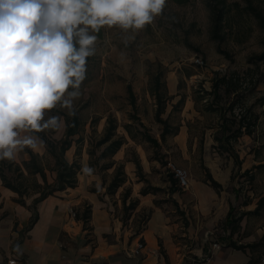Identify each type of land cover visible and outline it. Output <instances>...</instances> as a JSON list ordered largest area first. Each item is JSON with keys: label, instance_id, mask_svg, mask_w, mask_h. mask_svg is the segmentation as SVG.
<instances>
[{"label": "rangeland", "instance_id": "1", "mask_svg": "<svg viewBox=\"0 0 264 264\" xmlns=\"http://www.w3.org/2000/svg\"><path fill=\"white\" fill-rule=\"evenodd\" d=\"M215 14H220L217 21ZM87 32L95 35L91 28ZM96 37L90 46L93 55L86 59L85 79L76 89L80 96L72 103L79 131L70 137L74 150L71 162L81 167L86 160L101 176L105 190L120 167L125 181L113 194V203L120 200L122 209L126 189L130 191L126 205L135 199L131 197L135 183L159 188L151 192L155 200L167 202L168 211L174 212L173 218L184 235L177 239L185 243L184 250L197 249L202 240L207 245L217 242L226 246L233 241L248 245L245 249L251 253V260L259 262L264 257V0H166L163 12L143 29L105 26ZM78 40L74 35L73 43ZM156 77L165 104L160 116L169 129L164 139L151 92ZM221 77L231 80L230 89L224 92V86L216 87L215 96L211 92L213 84ZM64 98L69 99L67 93ZM219 108L228 118L225 122L229 131L235 127L233 117L246 116L254 122L251 133L232 140L229 149L214 139L221 124ZM51 116H60L63 122L40 133L46 140L57 142L58 147L66 138L73 115L58 103L45 112V120ZM186 116L191 119L188 132L174 135ZM108 118L114 122L116 136L123 139L119 148L125 152L123 162L116 161L114 155L99 158L106 144L99 146L97 141ZM146 135L156 138L159 145L147 141ZM24 136L33 137L37 146L14 150L11 165L9 160L0 163V172L14 184L22 182V200L32 206L45 185L39 174H29L25 169L28 151L37 156L36 162L50 184L56 177L52 170L55 161L40 136L30 130L20 132V138ZM128 160L135 165L130 178L124 166ZM135 162L148 167L138 170ZM107 164L111 167L104 169ZM179 168L185 170L188 186L181 187L177 182V202L168 194V175L173 173L176 178L174 172ZM208 173L220 184L218 189L206 181ZM35 181L41 189L32 184ZM131 213L132 219L124 217L123 221L133 236L149 210L136 208ZM226 218L231 219L230 224L225 223ZM190 258L198 262L203 257Z\"/></svg>", "mask_w": 264, "mask_h": 264}, {"label": "crops", "instance_id": "2", "mask_svg": "<svg viewBox=\"0 0 264 264\" xmlns=\"http://www.w3.org/2000/svg\"><path fill=\"white\" fill-rule=\"evenodd\" d=\"M190 120L186 116V121H181L177 136L188 132ZM73 153L72 147L66 151L68 162ZM124 153L123 148L119 149L113 157L123 162ZM124 166L130 178L135 165L128 160ZM141 166L148 167L144 162ZM86 168L89 166L85 160L75 187L56 191L36 204L38 218L30 228L32 210L15 202L17 194L0 180V264L12 258L17 264H183L186 260L189 264H260L251 260L247 249L235 250L224 244L212 248L204 240L197 249L184 250L185 243L177 239L184 235L173 218L174 212L168 211L167 202L155 205L153 193L140 194L141 183L134 184L131 197L138 199L137 209L146 208L151 213L142 231L132 236L124 224L120 200L113 203L114 195L106 192L101 176L95 171L86 172ZM171 197L179 201L177 195ZM87 206L90 217L84 227L70 210L81 214ZM140 238L144 249L131 255ZM190 255L202 256V261L195 262Z\"/></svg>", "mask_w": 264, "mask_h": 264}, {"label": "clouds", "instance_id": "3", "mask_svg": "<svg viewBox=\"0 0 264 264\" xmlns=\"http://www.w3.org/2000/svg\"><path fill=\"white\" fill-rule=\"evenodd\" d=\"M165 2L0 0V160L13 159L18 148L37 146L31 136L21 139L20 132L59 127L62 117L45 120V112L58 103L74 115L73 99L80 96L76 89L97 38L88 28L143 29L163 12Z\"/></svg>", "mask_w": 264, "mask_h": 264}, {"label": "trees", "instance_id": "4", "mask_svg": "<svg viewBox=\"0 0 264 264\" xmlns=\"http://www.w3.org/2000/svg\"><path fill=\"white\" fill-rule=\"evenodd\" d=\"M177 3H183L185 0H173ZM218 2H222L223 0H217ZM220 17V14H215V21H217ZM94 34L96 36H100L101 35V28L99 30V32H95L93 30ZM74 46L78 49L79 48V44L78 41L74 42ZM264 57V54L262 56V58ZM87 59V58H86ZM219 82L213 84V90L211 91L215 96L217 94L218 89L220 88V86H224V92H229L230 89V83L231 80L230 79H226L225 77H221L218 80ZM216 87L218 88L216 91ZM129 90V94L130 97H132V92L131 89ZM152 94L155 96L156 99V104H157V109H156V113H155V117L157 122L163 124V128L161 131V139H164L165 136L169 133V129H168V124L166 120H162L161 118V114L164 113L165 111V104H164V100H162V94L158 91V78L156 77V83L154 84V88L151 91ZM210 93V92H208ZM218 107V106H217ZM218 108H214V110L217 111ZM71 120H69L66 130H65V139H63L60 142V145L57 147V142H53L51 140H46V137L40 133V132H35V131H31L32 134H36L38 136H40L45 143L47 144V148L50 152V154L53 156L54 158V164L55 167L52 169L56 172V177L55 180L53 182V184L47 183V179L45 176V172L43 170V168L37 164L36 162V155L33 152H29L30 154V158L26 161H24V167L25 169L28 171L29 174H39L42 178V181L44 182L45 188H43L42 190L38 191L39 192V196L34 198L33 200V205L32 206H28V208H30L32 210V216L29 220V224H28V228H30L35 221L38 218V214L36 211V204L40 201H42L43 199H45L46 197H48L49 195H52L54 192L56 191H61L67 188H73L75 187L76 183H77V173L80 170V166L76 161H73L71 163H69L65 158H64V153L65 151L71 146V141H70V137L77 134L79 131V119L77 114H74L71 118ZM219 119L221 121V124L219 126V132L214 136L215 141L219 142V144L224 147V148H230V142L233 140H237L238 137H240L243 133L245 134H250L251 130H250V125H254V122H250V118H246V116H241L239 118L233 117V124H235L234 130L229 131V128H226V122L225 120H227V116L224 114V110L222 111V108H219ZM245 119H247V121H245ZM68 121V120H67ZM179 128L177 127L174 131V135H176L178 133ZM146 139L147 141H149L150 143H152L154 146H158L159 142L156 138L151 137L150 135H146ZM106 144V146L103 148V150L100 152L99 154V158L102 159L107 155H114L118 149L121 147V145L123 144V139L121 137L116 136L115 134V126H114V122L111 118H108L107 121V125L105 127L104 133L102 135V137L97 141V145L101 146ZM5 160L8 159H3L0 160V163H4ZM11 165L12 160H9ZM135 164L137 165V169L140 170L141 166L138 162H135ZM89 165L92 167V163H89ZM111 167V164H107L105 166H103L104 169H108ZM16 169H19L18 167ZM0 178L1 181L3 183V186L12 190L13 192H15L17 194V198H15V202L24 205L25 206V202L22 200V193L23 190L22 188V182H20L19 184H14L12 182H10L6 176H4L1 172H0ZM168 180H169V187H168V194L172 195L174 193H176L178 190L177 188V178L173 177V173L168 175ZM125 179L123 176V172L120 171V167L118 168L117 172L115 173V175H113V177L111 178V180L109 181L108 185H107V190L106 192L110 195H113L117 189L123 185ZM206 181H208L210 183V185L215 188L218 189L220 187V184L217 183L216 180L213 179V177L211 176L210 173H208V178L206 179ZM36 188L41 189L42 185L40 183H38L37 181L32 183ZM23 189H25V186H23ZM47 189V190H45ZM159 188L157 187H149V186H145L142 187L140 190V194L145 195L148 193H155V191H158ZM153 191V192H151ZM153 193V194H154ZM19 196V197H18ZM130 196V191L129 189H126L124 194L122 195V203H123V210H124V217H130L131 212H133L137 206H138V199H133L130 201L129 204L126 205V199L129 198ZM174 202V200H173ZM161 203V200H155V205H158ZM176 204V202H174ZM151 210H149V215L146 217V219L143 221L142 225L140 228H137L136 230H134V235L139 234L142 229L145 227L146 222L150 216ZM76 218L77 219H81L83 221L84 227H86L89 217H90V208L89 206L85 207L84 210L82 211L81 214L76 213ZM125 218V219H126ZM226 224H230L231 223V219L230 218H226L225 220ZM140 241L143 242L142 239H140ZM229 247H232L235 250H244L246 247H248V245H237L235 242L233 241H229L228 243Z\"/></svg>", "mask_w": 264, "mask_h": 264}, {"label": "built area", "instance_id": "5", "mask_svg": "<svg viewBox=\"0 0 264 264\" xmlns=\"http://www.w3.org/2000/svg\"><path fill=\"white\" fill-rule=\"evenodd\" d=\"M175 176L178 179L179 185L181 187H187L188 186V179H187V174L185 172V170L183 169H177L175 172ZM70 214L72 216H74V211L70 210ZM220 243L214 242L212 244V248L214 247H219ZM145 245L142 241H138L135 245V247L133 248V250L130 252L131 255H138L143 249H144ZM7 264H17L16 260L14 258L12 259H8L7 260ZM260 264H264V257H262L260 259Z\"/></svg>", "mask_w": 264, "mask_h": 264}]
</instances>
